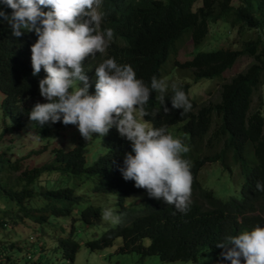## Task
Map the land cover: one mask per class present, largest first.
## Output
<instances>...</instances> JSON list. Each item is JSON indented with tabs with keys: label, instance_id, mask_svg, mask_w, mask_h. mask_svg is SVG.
<instances>
[{
	"label": "trees",
	"instance_id": "16d2710c",
	"mask_svg": "<svg viewBox=\"0 0 264 264\" xmlns=\"http://www.w3.org/2000/svg\"><path fill=\"white\" fill-rule=\"evenodd\" d=\"M101 10L98 30L110 28L114 35L105 54L82 61L92 93L95 65L108 57L132 66L145 84L153 76L162 79L168 62L175 71L190 72L193 83H199L222 78L243 57L254 61L224 82L215 102L202 103L191 97L190 82L177 84L192 104L184 115L182 109L172 108L168 97L164 106L169 111L165 113L158 94H150L146 109L159 112L155 118L150 114L143 119L154 127L166 126L188 149L182 156L191 162L193 183L186 214L162 199L150 198L145 189L122 178L118 169L131 144L115 127L101 140L107 150L91 164L85 144L78 142L70 150L53 148L50 160L33 167L26 160L37 151L27 157L16 156L12 145H4L3 131L0 235L5 233L10 242L0 243V264H15L14 251L28 246V258L37 255L34 264H52L60 258L75 261L83 246L91 251L116 246L123 254L136 253L141 258L158 255L168 262L229 264L216 243L257 224L264 226V192L255 190L256 181L264 183V113L261 108L254 109L264 86V0H103ZM221 20L239 32L253 30L256 36L244 40L239 49H200L211 24ZM185 36L193 41L195 54L179 62L178 43ZM36 38L34 32L14 37L9 25L0 23L4 130H9L6 117L21 120L37 102H47L38 87L46 73L41 68L36 76L31 74L30 45ZM54 124L62 129L69 125ZM207 165L215 168L205 176L202 173ZM104 204L114 206L121 217L118 225L101 221ZM21 228L32 234L22 236ZM83 232L94 235L81 240L79 233Z\"/></svg>",
	"mask_w": 264,
	"mask_h": 264
},
{
	"label": "clouds",
	"instance_id": "9594fccd",
	"mask_svg": "<svg viewBox=\"0 0 264 264\" xmlns=\"http://www.w3.org/2000/svg\"><path fill=\"white\" fill-rule=\"evenodd\" d=\"M102 0H0V23H7L14 37L34 32L30 45L31 74L43 68L46 75L38 87L46 103L37 102L28 113L30 126L47 123L72 124L88 141L103 137L115 127L119 136L131 144L119 171L125 181L146 190L150 198L174 206L186 214L192 203L191 162L182 154L188 149L174 138L166 126H152L144 116L155 118L159 110L146 109L151 93L167 113L165 98L181 115L192 104L182 86L169 84L153 76L148 84L136 77L132 66L108 57L95 65L94 92L89 93V78L82 61L105 54L113 41V31H99L103 20ZM47 8V11L42 10ZM10 8V13L5 12ZM91 68V67H90ZM171 92V95L167 93ZM255 190L264 192V183L255 182ZM100 219L118 225L121 217L114 206H101ZM216 246L229 264H264V226L257 224L237 235H226ZM243 258V259H241Z\"/></svg>",
	"mask_w": 264,
	"mask_h": 264
},
{
	"label": "rangeland",
	"instance_id": "374dc122",
	"mask_svg": "<svg viewBox=\"0 0 264 264\" xmlns=\"http://www.w3.org/2000/svg\"><path fill=\"white\" fill-rule=\"evenodd\" d=\"M101 6L97 11L101 12ZM255 36L256 34L253 30L242 29V31L239 32L236 28H231L227 20H221L218 23L211 24L207 40L200 49H218L221 47L239 49L244 40L254 38ZM183 38L184 39L178 43L176 59L179 62L190 60L195 54L193 41L187 36ZM253 61L254 59L252 57H243L232 69L226 71L222 75V78L199 83H193L190 78V72L175 71L174 68H172V63L168 62L165 65V69H163L162 79L169 84L190 82V96L201 100L202 103H210L219 99L221 87L224 82L229 81L233 76L247 69ZM89 93H92L90 88ZM259 97H261V99ZM3 99L4 93L0 91V134L4 131V145H12L11 150L18 157H27L31 152L37 151V153H32L30 158L26 160V164L29 167L41 165L50 160L52 156L51 150L55 147H62L66 150H70L76 146L78 142L85 144L88 150V164L93 163L98 155L107 150L101 144L103 137L99 138L96 137V134H93V138L86 141L81 137L76 126L72 124H69L65 129L57 128L53 123H47L42 128H39L36 125L30 126L28 117L18 120L8 116L6 119L9 130H4L6 124L3 123L5 118L3 112ZM254 106V109L261 108L264 113V86L261 89L260 96L255 98ZM177 128L178 126L172 129L177 130ZM214 168V165H207L205 167L206 171L203 170L202 174L206 176V172ZM55 222L61 223L57 220ZM20 231L22 232V236H27L26 238L32 234L29 229L21 228ZM11 232H13V230ZM93 235L94 233L83 232L79 233V238L81 240H87L93 237ZM8 242H10L9 238L5 237V233H2L0 235V243L4 244ZM5 245L8 246L7 244ZM21 246L25 247L27 243H22ZM28 247L14 251L16 252L14 256L17 257L15 264H34L33 261L36 259L37 255L35 259H29L27 255ZM47 250H50V248H47ZM52 264H188V262L182 260L168 262L162 260L158 255L141 258L136 253H120L117 251L116 246L95 251H91L86 246H83L77 254L75 261L63 260L60 258L59 260L55 259Z\"/></svg>",
	"mask_w": 264,
	"mask_h": 264
}]
</instances>
